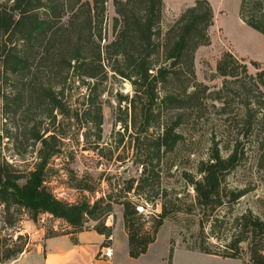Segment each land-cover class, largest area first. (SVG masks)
Segmentation results:
<instances>
[{
  "label": "trees",
  "instance_id": "1",
  "mask_svg": "<svg viewBox=\"0 0 264 264\" xmlns=\"http://www.w3.org/2000/svg\"><path fill=\"white\" fill-rule=\"evenodd\" d=\"M106 1L0 2V74H3L0 78V203L5 207L3 214L12 205L29 210L34 219L47 212L74 227L73 231L65 233H76L83 231L81 226L86 217L97 219L102 202H107L103 212L106 215L111 213L114 203H119L124 206L129 255L139 258L157 240L166 219L179 211L195 213L200 216L201 225V241L196 247L199 251L234 259L241 258L247 251L248 264H264V218L251 210L232 218L229 224L232 234L224 250H218L208 241L211 236L219 238L217 229L224 223L220 211L225 206V197H229L232 205L245 194L244 190L229 189L226 180L242 158V139L259 138L264 129V118H256L255 113L264 109V101L253 98L264 94V68L251 60L259 69L257 74H250L247 64L242 65L241 71L239 61L245 58H239L227 49L217 61V73L224 77L223 86L210 91L207 84L197 80L195 54L199 47L211 44L210 29L215 23V11L209 0H195L166 31L161 25L164 0H114L119 15L114 18L115 35L103 46ZM239 14L243 21L264 34V0H241ZM72 72L81 77L84 84L89 85L86 78L96 79L95 89L113 72V75L128 80L134 90L132 97L121 95L119 98L121 104L127 103V115L121 116L119 121L125 130L132 127L137 134L131 140L132 155L121 161L130 158L139 163L142 166L140 176L127 180L116 197L108 194L94 203L65 202L46 186V168L60 151L49 142L56 136L44 137L38 128L37 113H32L33 108L41 105L53 123L55 111L80 118L78 109L73 113L66 112L61 103L64 85ZM241 73L245 74L244 78ZM232 83L237 84L236 89L231 87ZM4 84H9L10 92L3 91ZM231 93L242 98L241 115H230V104L224 95ZM98 95L89 94L90 105L84 114L90 115L88 121L98 127L97 137L101 139L102 101H98ZM206 98L221 104L219 108L212 105L228 115L224 125L227 131L236 132V138L228 155L224 156L215 145L195 171L182 172L185 185L191 190L186 192V202L174 208L176 201L182 202V197L158 187L166 171L162 165L163 157L174 152L182 142L184 124L205 114ZM26 113L30 115L26 135L34 144H43L37 151L34 169L27 173L10 164L2 151L4 138H18V132L9 130L8 123L11 121L18 127V117ZM152 129L154 133L158 132L149 138ZM49 131L50 128L45 130ZM120 135L119 142H122L125 135ZM23 178L26 181L21 184ZM133 196L137 200H133ZM158 201L161 212L147 214L144 211L148 204L156 206ZM3 220L14 226V221ZM206 223L211 225L208 235ZM95 230L107 237L113 233L112 227L105 222ZM23 251L22 246L9 250L5 259ZM173 253L171 247L169 264H172Z\"/></svg>",
  "mask_w": 264,
  "mask_h": 264
},
{
  "label": "rangeland",
  "instance_id": "2",
  "mask_svg": "<svg viewBox=\"0 0 264 264\" xmlns=\"http://www.w3.org/2000/svg\"><path fill=\"white\" fill-rule=\"evenodd\" d=\"M6 1L8 0H0V2ZM213 1L217 5L218 23L214 29V38H211V44L196 52L195 69L197 80L207 84L210 91H217L223 86L224 81V77L217 73V61L222 52L230 48L228 42L233 36V32L237 31L236 20L240 0ZM105 6L103 38L101 40L103 46L114 39V18L119 16L114 6V0H107ZM171 10V7L170 11L166 9L165 17L162 19L163 31H166L176 20ZM1 58L0 55V67ZM244 64H247L250 74L256 75L259 71L251 63V59L239 61L241 71ZM261 67L264 68V66ZM1 76L3 74H0V78ZM241 76L244 78L245 74L241 73ZM86 79L89 85L84 84L82 78L72 72L70 79L64 85V95L61 97L64 110L73 113L78 109L80 111L79 119L71 117L69 113L55 111L56 121L53 123L45 115L43 106L40 105L38 108L32 109V113H37L40 132L48 138L54 134L56 138L50 139L49 142L55 150L60 151V154L52 158L46 168L45 184L59 199L69 203L85 201L94 203L98 198L108 194L116 197L118 190L125 185L127 180L140 176L142 168L139 163L130 158L121 161L126 156L132 155L133 143L131 140L137 135L132 127L125 130L124 124L119 121L121 116L127 115L125 112L127 103L121 104L119 98L121 95L132 97L134 90L131 83L118 75H113V72H110L108 78L97 89L94 87L96 79ZM230 85L234 89L237 88L236 83ZM3 91L6 93L11 91L9 84L3 85ZM89 94H99L98 101H102L101 139L97 137L98 127L88 121L90 115L84 114L90 105ZM256 94L254 93L255 96ZM224 96L230 104V115H241L242 98L234 93ZM253 98L264 101V94ZM205 100L208 104L205 114L199 119H192L184 124L182 142L174 152L166 153L163 157L162 165L166 171H164L158 187L166 188L169 192H174L182 197V202L176 201L174 208H178L179 205L186 202V192L188 189L191 190L185 185L182 172L184 170L195 171L198 163L208 158L215 145L224 156L228 155L236 138V132L234 130L227 131V127L224 125L228 115L221 113L212 105L216 104L219 108L221 104L212 98ZM255 113L257 114L256 118H264V109ZM29 117L30 115L27 113L18 117L16 121L18 127H15L11 121L8 123V129L18 132V138H4L2 146L3 157L16 169L26 173L34 169L35 162L38 160L37 151L43 146L41 142L34 144L33 140L28 137L29 135H26V130L30 126ZM47 128H50L49 132H45ZM157 132L154 133L153 129L150 130L151 134L148 137L151 138ZM120 133L125 135L122 142H119L122 137ZM242 140L243 144L240 146L242 158L238 167L228 175L226 184L229 189L244 190L245 194L232 205L228 201L229 197L224 199L225 206L220 211L224 217V223L217 229L219 238L213 236L208 238V241L215 244L218 250H224L230 241L232 231L229 224L235 215L251 210L254 214L264 218V144H260L264 141V129L259 138L250 136ZM25 181L26 179L23 178L20 183L24 184ZM191 193L193 194V191ZM132 199L137 200L134 196ZM106 204L107 202H102L99 205L97 219L86 217L81 229H96L103 222L108 223L112 229L117 228L118 243L123 250L127 244L123 220L124 206L114 203L113 210L109 215H106L103 213ZM140 209L144 208L140 207ZM161 209V203L158 201L156 206L148 204L144 211L147 214H152L161 212ZM4 210V205L0 203V259H2V264L21 254V252L14 253L10 258L5 259V254L9 250L22 246L24 251H27L47 235L74 230V227L64 219L57 218L47 212L39 214L34 219L29 210L18 209L15 205H12L5 214H3ZM3 219L14 221V226L7 225ZM121 224H123L122 229ZM210 228L211 225L206 223V235L210 232ZM200 231V216L198 214H186L179 211L176 215L165 220L159 230L157 240L140 258L132 259L131 264H169L171 247L174 248L172 264H248L247 251L237 259L209 255L199 251L196 247L201 241ZM243 246L246 248V243Z\"/></svg>",
  "mask_w": 264,
  "mask_h": 264
},
{
  "label": "crops",
  "instance_id": "3",
  "mask_svg": "<svg viewBox=\"0 0 264 264\" xmlns=\"http://www.w3.org/2000/svg\"><path fill=\"white\" fill-rule=\"evenodd\" d=\"M194 1L164 0L163 17H165L166 9L170 11L171 7L174 17L177 18ZM209 1L212 3L215 11V23L210 29L212 38L214 29L218 23V11L217 5L214 3L215 1ZM239 8L240 4L236 20L237 31L233 32V36L228 42L230 45L229 49L239 58L255 60L261 66H264V34L243 21L239 14ZM223 32L225 33L224 28ZM205 46L208 45L199 47L197 52ZM126 241V248L124 246L122 250L118 243L116 227L109 237L99 233L95 229L83 230L76 233L47 235L42 241L35 243L33 248L22 252L19 256L4 264H131L132 259L138 258H133L129 255L127 234ZM103 246L113 248L114 255L112 259L100 257Z\"/></svg>",
  "mask_w": 264,
  "mask_h": 264
},
{
  "label": "built area",
  "instance_id": "4",
  "mask_svg": "<svg viewBox=\"0 0 264 264\" xmlns=\"http://www.w3.org/2000/svg\"><path fill=\"white\" fill-rule=\"evenodd\" d=\"M114 255V250L112 247L110 246H103L101 248V252H100V257L101 258H106V259H112ZM1 264V263H0Z\"/></svg>",
  "mask_w": 264,
  "mask_h": 264
}]
</instances>
